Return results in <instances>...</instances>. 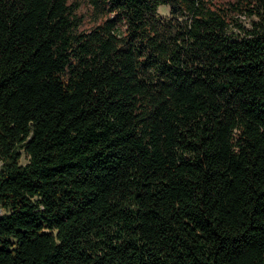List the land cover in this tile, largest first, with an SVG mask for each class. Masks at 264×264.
<instances>
[{
  "label": "trees",
  "instance_id": "1",
  "mask_svg": "<svg viewBox=\"0 0 264 264\" xmlns=\"http://www.w3.org/2000/svg\"><path fill=\"white\" fill-rule=\"evenodd\" d=\"M0 157V264H264V0H0Z\"/></svg>",
  "mask_w": 264,
  "mask_h": 264
},
{
  "label": "rangeland",
  "instance_id": "2",
  "mask_svg": "<svg viewBox=\"0 0 264 264\" xmlns=\"http://www.w3.org/2000/svg\"><path fill=\"white\" fill-rule=\"evenodd\" d=\"M160 13H161L162 15H169V14H170V7L167 6V5H163V6H161V7H160ZM244 20H245V22L248 24V19H244ZM22 161H23L24 163L28 161V157L25 156V154H24V156H23ZM1 167H2V160H1V157H0V170H1ZM2 213H4V209L0 206V214H2Z\"/></svg>",
  "mask_w": 264,
  "mask_h": 264
}]
</instances>
